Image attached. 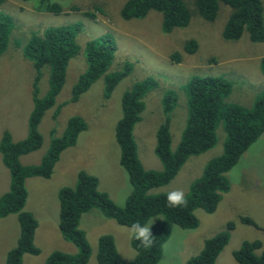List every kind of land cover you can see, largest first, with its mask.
I'll return each instance as SVG.
<instances>
[{
	"label": "rangeland",
	"instance_id": "rangeland-1",
	"mask_svg": "<svg viewBox=\"0 0 264 264\" xmlns=\"http://www.w3.org/2000/svg\"><path fill=\"white\" fill-rule=\"evenodd\" d=\"M48 1L60 5L62 11L36 12L33 6L39 0H4L0 4V13L9 15L14 20L7 47L0 55V137L5 130H9L14 140L26 135L27 118L33 106L32 81L36 72L32 62L22 54L23 46L32 33L42 34L51 27L76 25V42L81 48L69 60L65 81L55 97V104L44 112L39 124L42 147L22 155L21 162L38 164L49 140L64 132L71 116H82L87 127L78 135L75 145L61 152L48 178L31 177L25 180L28 200L24 209L29 210L38 221L34 244L40 248V253L24 254L23 264H44L47 256L54 250L72 254L77 251V246L64 240L58 230L57 192L62 186H73L80 171L96 176L99 188L108 193L113 201L114 198L115 201L120 197L126 198L130 189L129 185L125 186L128 180L127 176L124 178L119 162V148L114 133L116 123L122 116V95L137 81L150 77L156 83L144 94L145 107L140 121L133 129L142 166L156 170H160L162 166L154 154L155 132L164 119L161 101L167 89L172 90L176 97L169 125L170 147L174 150L187 115L183 86L193 76L221 77L231 86V92L224 98V102L246 107L252 104L264 87V75L261 71L264 41H250L245 31L238 40L224 39L222 28L231 8L223 2H219L213 21H206L199 15L192 14L186 27L174 28L166 33L161 29V14L156 11H150L141 19H123L120 8L125 0ZM184 2L189 7L193 5L190 0ZM261 4L264 22V0H261ZM87 11L93 12L96 17L87 15ZM102 35H109L115 48L106 71L79 96L78 101L66 103L74 84L88 67L84 43ZM190 39L197 42V48L193 53H186L184 46ZM173 52H181L180 62L170 59ZM125 66H129L128 72L106 97V75ZM48 74L49 67L44 66L38 83L42 94L48 88ZM52 130L54 134L51 133ZM216 134L217 140L211 148L189 156L168 184L152 191L169 193L182 190L186 193L190 183L201 175L206 162L222 152L225 134L221 122ZM0 162L2 195L8 190L10 175L1 157ZM226 176L230 185L222 194L217 207L211 212L195 209L194 214L198 220L195 228L173 226L163 244L162 255L157 264H184L188 258L199 253L205 238L225 228L228 222L233 223L230 239L217 256L215 264H237L232 252L243 240L260 239L264 245V132L242 153L236 164L226 172ZM245 215L254 223L246 222ZM110 220L96 230L86 231V239L91 247L86 264H97L96 245L101 234L110 233L114 237L117 252L123 259L134 258L135 250L130 244L133 233L130 227ZM151 222L152 220L148 224ZM88 223L90 216L81 218L82 228L85 229ZM19 232L16 213L0 217V264H5V254L16 244Z\"/></svg>",
	"mask_w": 264,
	"mask_h": 264
},
{
	"label": "trees",
	"instance_id": "trees-1",
	"mask_svg": "<svg viewBox=\"0 0 264 264\" xmlns=\"http://www.w3.org/2000/svg\"><path fill=\"white\" fill-rule=\"evenodd\" d=\"M3 1L0 0V4ZM191 1L192 7L184 0H125L120 8V16L126 20L141 19L150 11L159 12L161 29L167 33L174 28L186 27L192 14H197L206 21H213L219 2H223L231 8L222 28L224 39L238 40L245 31L250 41H264L261 0H190V3ZM33 8L36 12L62 11L60 5L48 0H39ZM20 9L23 10L21 7ZM86 14L96 17L91 11ZM13 24L14 20L9 15L0 13V55L7 47ZM77 30L76 25L47 28L42 34L32 33L23 46L22 54L32 62L36 72L32 81L33 106L27 118V132L19 140H14L9 130H5L0 137L1 159L10 175L8 190L0 195V217L16 213L20 227L16 244L5 254V264H23L24 254L40 253V248L34 244L38 221L29 210L24 209L28 194L25 180L31 177L48 178L61 152L75 145L78 135L87 127L82 116H71L64 132L49 140L38 164H23L20 161L22 155L42 147L39 124L44 112L55 104V97L65 81L69 60L81 48L76 42ZM112 43L114 42L109 35H102L84 43V56L88 67L74 84L66 103L78 101L79 96L106 71L115 49ZM196 43L194 39L188 40L184 51L193 53L197 48ZM170 59L180 62L181 52H173ZM44 66L49 67V74L48 88L42 94L38 83ZM128 70L129 66H125L106 75V97ZM261 71L264 75V57L261 59ZM155 84L154 79L146 77L125 91L121 98L122 116L116 123L114 134L119 148V162L131 187L125 202L118 205L109 198L108 193L99 188L96 176L80 171L73 186H62L57 192L58 230L64 240L77 246V251L72 254L54 250L47 256L44 264L87 263L91 247L80 223L82 215L93 209L123 226L130 227L137 221L148 224L151 220L150 225L153 224V245L149 248L143 247L134 238V234H131L130 244L135 250L132 260H125L118 254L114 237L110 233L101 234L96 245L97 264H157L172 227L195 228L198 224L195 209L211 212L217 207L222 194L230 185L226 172L264 132V87L252 104L246 107L224 102V98L231 92V86L221 77L193 76L183 86L187 99V115L174 150L170 147L169 125L176 97L170 89L163 94L161 103L164 119L156 128L154 146V154L162 168L145 169L137 154L133 129L140 121L145 107L144 94ZM220 122L225 134L222 152L209 159L201 175L190 183L185 193L187 205L169 207L166 203L168 192L152 190L168 184L189 156L198 155L211 148L217 140L216 129ZM51 133L54 134L53 130ZM244 220L254 223L247 215ZM232 229L233 223L228 222L225 228L205 238L199 253L188 258L184 264H215L217 256L230 239ZM232 256L237 264H264V245L260 239L243 240L232 252Z\"/></svg>",
	"mask_w": 264,
	"mask_h": 264
},
{
	"label": "clouds",
	"instance_id": "clouds-1",
	"mask_svg": "<svg viewBox=\"0 0 264 264\" xmlns=\"http://www.w3.org/2000/svg\"><path fill=\"white\" fill-rule=\"evenodd\" d=\"M166 203L169 207H180L182 205L186 206L187 199L185 197V193L182 190L169 192L166 197ZM152 225L141 224L137 221L130 226L131 232L134 234V238L145 248H149L153 245Z\"/></svg>",
	"mask_w": 264,
	"mask_h": 264
},
{
	"label": "crops",
	"instance_id": "crops-1",
	"mask_svg": "<svg viewBox=\"0 0 264 264\" xmlns=\"http://www.w3.org/2000/svg\"><path fill=\"white\" fill-rule=\"evenodd\" d=\"M0 157H1V155H0ZM1 161H2V159H1ZM23 164H27V163H23ZM0 166H2L1 162H0ZM123 175H124V178H126L127 175H126V172L124 169H123ZM8 178L10 179V177H8ZM127 180H128V178H127ZM128 185H129V189L131 190L129 180H128V182H126L125 186H128ZM128 194H127V196H128ZM127 196H126V198H127ZM126 198L120 197V199H118L117 201H115L116 198H114V201L118 205H122L124 203V201L126 200ZM27 200H28V195H27ZM27 200H26V202H27ZM93 210H95V211L91 210V211H89V213L86 212L82 215V218L84 216H90V223H88L87 227L85 228L86 229L85 231L96 230L99 226H102V224L109 223L111 221L110 219L105 217L99 210H97V209H93ZM98 212H100V213H98Z\"/></svg>",
	"mask_w": 264,
	"mask_h": 264
}]
</instances>
